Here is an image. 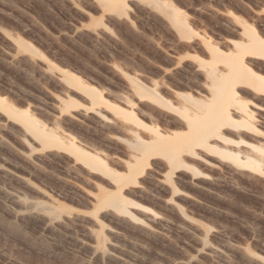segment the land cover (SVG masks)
I'll return each mask as SVG.
<instances>
[{
	"label": "rangeland",
	"instance_id": "374dc122",
	"mask_svg": "<svg viewBox=\"0 0 264 264\" xmlns=\"http://www.w3.org/2000/svg\"><path fill=\"white\" fill-rule=\"evenodd\" d=\"M171 7L190 26L183 34L166 17ZM124 10L99 0H0V264H264V94L230 86L224 61L264 75V58L245 53L253 31L264 42V0H126ZM64 70L111 106L94 104ZM132 79L170 108L140 97ZM216 86L233 93L220 111L232 123L208 145L254 158L256 169L205 147L186 156L178 145L190 134L184 116ZM7 104L109 171L32 135ZM136 138L150 148L142 157ZM118 190L144 207L127 203L134 218L99 204Z\"/></svg>",
	"mask_w": 264,
	"mask_h": 264
},
{
	"label": "bare ground",
	"instance_id": "6f19581e",
	"mask_svg": "<svg viewBox=\"0 0 264 264\" xmlns=\"http://www.w3.org/2000/svg\"><path fill=\"white\" fill-rule=\"evenodd\" d=\"M125 1L126 0H99L105 10L117 13L119 15L126 13L124 10ZM166 17L169 22H172L176 30H178L181 34L190 29L189 24L187 23L184 16L179 13L177 7H171V10L166 14ZM250 38L251 45H249L245 49V53L249 54L251 57L264 58V42L260 39L258 33L256 31H253V33H250ZM17 43L18 46L22 47L25 50L27 47L35 48L31 42L24 40L23 38H20ZM224 61L228 65L232 76L231 80L233 81V83L230 86L236 87L237 89H253L261 94H264V75L254 71L246 63H244V65L242 66L237 65L233 59H225ZM63 72L65 75L66 82L90 96L94 104H105L107 106H111L107 103L103 96L95 90L94 87L84 84L78 76H75V74L73 75L65 70ZM213 74H215V76L219 75L218 72H214ZM131 85L134 88V91L140 97H145L151 100L153 103L159 104V106L161 107L166 106L170 108L166 104H163L160 96L158 95L154 87L144 86L136 79L131 80ZM216 88H218V90H216L215 92L220 93L219 95H215V92L211 93L202 104L198 105L197 107L191 110L190 116L183 115V122L190 134L187 139L180 141L178 145L181 147L182 151L186 156L195 157V149L205 147L210 151L219 153L223 157L232 159L238 166L256 169L259 165V162L256 159L246 157V159L242 161L240 160L238 155L234 154L233 152L227 150H219L208 145V137H220V133L218 131L220 125L232 123L230 114L224 115L220 111L222 103H224L225 100L233 98V93L232 91H230L229 87L224 88V90L220 88V86H216L215 89ZM235 94H238V91H235ZM4 101L5 99L0 97V104L4 103ZM73 103L74 102L69 101L68 105L71 106ZM6 109L13 118L23 121L26 130L32 135L45 140L54 147H57L58 149H63L71 152L75 156L76 160H78L84 166L92 170L106 172L109 171V169L105 165V161L102 160L100 157L77 147L67 137L59 136L54 132L46 130L44 127L40 126L36 119L29 115L27 110L18 111L11 104H7ZM241 110L242 113H240L243 114L242 116H244L245 114L247 115L248 112L244 107H242ZM124 112L126 113L127 120L134 121V124L137 123V120L134 118L131 110ZM246 119V122L240 125L248 127V122L250 121V119L247 117ZM133 146L140 152V157H142L145 152L150 150V148L142 145V142L139 140V138L135 139V143ZM156 155L163 156L170 164L174 165L176 168L183 169L187 167L183 160H180L179 157L177 158L176 154H173L171 152L167 154L164 153V151L153 152V156ZM142 170L143 168L140 169V171ZM119 180L120 179H116V181ZM127 203H130L129 205L133 208H144L141 204L137 202L125 200L120 190H118L117 192L104 194L99 200V204L101 206L111 208L120 213L129 214L132 218H134V216L130 214V210L128 208L130 206Z\"/></svg>",
	"mask_w": 264,
	"mask_h": 264
}]
</instances>
